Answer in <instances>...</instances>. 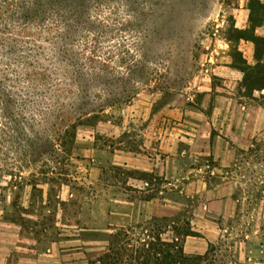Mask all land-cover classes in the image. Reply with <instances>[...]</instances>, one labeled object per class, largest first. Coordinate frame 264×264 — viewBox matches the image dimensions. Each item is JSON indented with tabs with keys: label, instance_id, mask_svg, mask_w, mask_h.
<instances>
[{
	"label": "rangeland",
	"instance_id": "1",
	"mask_svg": "<svg viewBox=\"0 0 264 264\" xmlns=\"http://www.w3.org/2000/svg\"><path fill=\"white\" fill-rule=\"evenodd\" d=\"M250 1L155 6L142 25L145 37L127 40L144 65L136 95L108 108L96 125L78 128L66 181L4 189L0 231L77 232L106 249L114 230L156 223L165 240L183 247V232H197L188 247L213 246L216 264H264V127L248 126L250 139H230L226 119L244 110L235 106L232 114L224 104L230 97L264 115L263 91L255 99L242 96L229 69L236 50L248 56L233 30L241 29L236 23L249 15ZM122 170L164 181L146 184ZM149 193L156 198L144 200Z\"/></svg>",
	"mask_w": 264,
	"mask_h": 264
},
{
	"label": "trees",
	"instance_id": "2",
	"mask_svg": "<svg viewBox=\"0 0 264 264\" xmlns=\"http://www.w3.org/2000/svg\"><path fill=\"white\" fill-rule=\"evenodd\" d=\"M164 0H0V196L22 183L67 180L77 130L94 126L108 108L129 103L144 78L127 40L145 37L143 23ZM248 27L235 39L253 44V62L238 50L239 93L264 98V0H251ZM254 12L259 14L256 20ZM121 40V42H119ZM114 43V44H113ZM145 81V80H144ZM120 169V168H116ZM122 173L146 184L153 173ZM156 194H146V201ZM162 226L122 227L110 234L99 264H216L210 246L188 256ZM185 236H199L185 230Z\"/></svg>",
	"mask_w": 264,
	"mask_h": 264
},
{
	"label": "crops",
	"instance_id": "3",
	"mask_svg": "<svg viewBox=\"0 0 264 264\" xmlns=\"http://www.w3.org/2000/svg\"><path fill=\"white\" fill-rule=\"evenodd\" d=\"M236 26L242 28L248 27V13L247 11L242 14L240 21L236 23ZM261 32H257L256 35L264 36V24L260 27ZM240 48L246 49L248 56L246 59L250 63L253 59L252 50L253 46L250 42L240 41ZM250 59V60H249ZM229 68V67H228ZM230 71L236 72V82L234 85L239 84L242 79V72L237 69L229 68ZM235 74V73H234ZM238 75V76H237ZM254 93H258L255 91ZM224 98V97H223ZM227 98V109L234 113V107H241L244 112L237 111L234 117H227L226 124L230 125V139H246L252 138V135H247V131H244L251 126V128L260 126V129L264 127L263 114L261 109L256 108L251 104H242L233 100L230 97ZM232 101V102H231ZM223 102V101H222ZM260 110V111H259ZM255 111H258L261 120H258V116H253ZM238 114L240 116H238ZM221 119H219V122ZM222 124V123H221ZM223 125V124H222ZM240 126L243 131H239ZM0 235H3L4 243H0V264H99L98 257L107 251V247H97L93 243H98L91 239H86L85 234L80 233H67L63 230L56 232L48 237L39 235L37 233L30 232V235L19 228L7 229L4 232L0 231ZM1 237V238H2ZM50 237V238H49ZM0 238V240H2ZM190 241H194L195 237L188 236ZM188 239H186L183 247L186 255L200 254L206 249L205 245H202L200 250L191 251L188 247Z\"/></svg>",
	"mask_w": 264,
	"mask_h": 264
}]
</instances>
